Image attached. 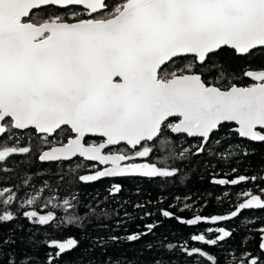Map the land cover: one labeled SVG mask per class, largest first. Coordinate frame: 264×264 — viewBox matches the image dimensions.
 <instances>
[{
	"label": "snow or ice",
	"instance_id": "1",
	"mask_svg": "<svg viewBox=\"0 0 264 264\" xmlns=\"http://www.w3.org/2000/svg\"><path fill=\"white\" fill-rule=\"evenodd\" d=\"M77 6L83 11L72 10ZM53 7L65 13L49 11ZM226 48L240 57L264 54V0H0V162L30 152L29 147L10 146L3 140L12 139L14 130H31L45 144L52 134L69 130L72 135L66 143L42 151L38 158L67 161L80 156L110 165L94 175L79 176L82 182L174 177L176 168L135 162L153 153L150 142L166 143L161 139L166 132L201 138L197 155L222 127L264 142V69L245 71L250 78L245 86L222 84L225 69L213 57ZM212 71L218 73L215 80L206 79ZM89 136L102 140L89 143ZM121 144L131 151L104 153ZM245 179L214 183L238 184ZM120 190L118 185L112 189ZM247 195L250 198L230 215L213 216L211 221L236 217L241 209H264V198ZM16 199L11 189H0V224L17 219L9 210ZM36 199L28 198L21 207L34 205ZM63 207L71 211L75 205L65 199ZM162 214L173 215L167 210ZM23 216L41 226L56 220L52 211H24ZM65 219L73 223L80 217ZM202 219L207 218L197 215L182 222L197 225ZM154 226L147 225L149 231ZM216 231L220 233L216 239L204 235L192 239L216 245L232 235L224 228ZM260 232L259 248L264 250V228ZM141 235L145 234L126 239L137 241ZM29 243L35 247L39 242L29 238ZM11 244L15 240L0 241ZM43 244L52 251L42 264H58L79 242L68 238ZM185 251L218 264L200 249ZM0 264L41 262L27 254L18 260L0 247ZM242 264H264V258L249 257Z\"/></svg>",
	"mask_w": 264,
	"mask_h": 264
},
{
	"label": "trees",
	"instance_id": "2",
	"mask_svg": "<svg viewBox=\"0 0 264 264\" xmlns=\"http://www.w3.org/2000/svg\"><path fill=\"white\" fill-rule=\"evenodd\" d=\"M49 11L60 12L54 8ZM213 60L225 69L222 84L230 81L245 86L250 83V78L244 76L245 71L264 69V54L237 57L231 50L224 49ZM217 74L212 71L205 78L215 80ZM35 138L32 131L13 139L3 138L10 146H16L19 141L23 147L30 148L29 153L7 158V171L0 163V189L9 188L17 197L9 208L17 219L0 224V241L11 239L15 244L0 247L18 260L27 254L42 264L46 253L52 251L43 241L68 238H75L79 244L63 254L58 264H153L157 259H162L164 264H212L207 256L199 253L189 256L185 248L200 249L216 258L218 264H242L249 257L264 258L259 249L260 229L264 228L263 210L246 209L238 217L211 221L212 231L208 235L209 224L204 221L196 226L182 223L181 218L188 220L191 216L184 213V217H180L177 209L183 197V201L198 206L202 217L225 216L235 210L243 193L260 194L259 190L264 187V143L241 141L227 127H222L211 137V153L207 147L200 156L183 164V171L188 174L184 185L179 184L177 176L164 180L151 178L149 182L131 179L122 182L121 190L115 194L104 182L80 181L78 177L83 170L78 164L63 163L54 168L40 164ZM172 147L174 144L169 145L164 155L168 164L178 168V154L170 150ZM240 176L246 179L239 184L209 183L210 178L211 181H231ZM31 197L37 198L35 204L21 207V203ZM65 199L75 205L71 211H65ZM31 210L39 214L52 211L56 220L44 226L34 224L23 216L24 211ZM165 210L173 215L163 216ZM69 215L80 219L68 223L65 218ZM150 224L155 225L151 231L147 227ZM219 228L232 235L216 245L192 239L195 235L216 239L220 235L216 231ZM137 233L145 235L137 241L126 239ZM114 236L119 239H111ZM29 238L39 243L33 247ZM169 244L174 247L169 249Z\"/></svg>",
	"mask_w": 264,
	"mask_h": 264
},
{
	"label": "flooded vegetation",
	"instance_id": "3",
	"mask_svg": "<svg viewBox=\"0 0 264 264\" xmlns=\"http://www.w3.org/2000/svg\"><path fill=\"white\" fill-rule=\"evenodd\" d=\"M53 8L60 11L61 13L60 12L59 13L61 15H63L65 13V10H63V9H59V8H55V7H53ZM72 10L78 11V12L83 11L80 7H76ZM69 18H71L70 12H69ZM232 127L234 128L235 126L232 125ZM28 131H31V130H27V131L14 130L16 137H18V136H20V135H22ZM33 133L36 136L35 141L37 144V149L40 150L39 155L41 154L42 151L48 150L54 146L55 147L61 146L62 144L66 143L69 136L72 135L70 133V131L67 129L65 131H58L57 133L48 137L49 143L45 144L42 142V137L40 135H37L35 132H33ZM232 133L235 134L234 132H232ZM235 135L239 139L238 135L237 134H235ZM86 139H87V142H89V143H92V142L99 143L102 140V138H98V137H87ZM161 139L165 140L166 143L161 144L159 140L156 141L155 144H152L150 142L148 146L153 147V153L147 158H137V160L135 162H137V163H144V162L157 163L158 166H161V167L166 166V167L174 168L170 164H168V161H167L168 159L164 155V153L166 152V149L169 147V145L171 146L172 144H174L175 147L170 148V150H174L178 154V156H177L178 157V168H176V169H178V172L175 176L178 177L177 181L179 182V184L184 185V183L188 180V176H187L188 174L183 171V164H185V162L188 161L190 158L193 159V158H196L202 154V153H200L198 155L196 154L197 147L201 143V138H199V137H188L187 135H173L171 132H166L165 136L162 137ZM239 140H241V139H239ZM241 141H245V140H241ZM245 142H247V141H245ZM210 144H211V140L209 141L208 145L205 146V148L208 147V151L211 153V145ZM15 145L18 147H23L19 141H16ZM120 150L131 151V148L128 147L127 145L121 144V145H118L115 147H109L108 149H105L104 153L108 154L109 152H115V151H120ZM0 163H1V165H3L2 166L3 170L7 171L8 170L7 163L5 161L0 162ZM63 163H65V164H78L80 169L83 170V172L80 174V176L81 175H93L96 171H101L106 167H110L109 165L102 167L98 163L86 162L80 158H75L69 162L48 163V164H43V165H48L51 168H54L55 166L63 164ZM40 164H42V163H40ZM162 178L164 180V179H167L169 177H162ZM171 178H173V177H170V179ZM131 179L132 180L138 179V181H141V182H149L151 180V178H148V177L136 176L135 178L105 179V180L98 181L96 183L104 182V183L108 184L111 187L110 189L112 190L114 188V186H117V185L121 188L122 182H124L126 180H131ZM209 183H210V185H211V183L215 184L214 180L211 181V178L209 180ZM225 185L226 184H223L221 186H225ZM231 185H234V184H231ZM259 193L260 194H256V195H260L262 198H264V187H263V189L259 190ZM115 194H117V193H115ZM249 198L250 197L247 195V192L243 193L240 200L238 199L239 201L237 202V204L235 206V210L237 209V207L240 203L245 202ZM177 209H178V214L180 215V217L181 216L184 217V213H188V215L191 216L190 219H193L197 215L201 216L200 211L198 210V206L194 202L183 201V197L179 199V202L177 204ZM245 210L246 209H241L239 214L236 217L240 216ZM255 210H260V211L263 210L264 211V209H255ZM230 214L231 213H229L227 215H230ZM203 218H205V217H203ZM182 221H185V220L183 218H181V222ZM203 221H204V223H207L210 225V227H208V229L206 230V234L211 235V231H209V229H211V216H209L207 219H202L197 225L201 224ZM194 226H196V225H194Z\"/></svg>",
	"mask_w": 264,
	"mask_h": 264
},
{
	"label": "water",
	"instance_id": "4",
	"mask_svg": "<svg viewBox=\"0 0 264 264\" xmlns=\"http://www.w3.org/2000/svg\"><path fill=\"white\" fill-rule=\"evenodd\" d=\"M77 7H79V6H77ZM56 8V7H55ZM227 49V48H226ZM228 50H230V49H228ZM232 51V50H231ZM237 57H240V56H237ZM235 126V125H234ZM18 131H27V130H18ZM173 135H186V134H176V133H172ZM53 135V134H52ZM51 135V136H52ZM50 137V136H49ZM89 137H94V136H89ZM239 137V136H238ZM98 138H100V137H98ZM239 139H241V140H245V141H247V142H250V143H253V144H261V143H263V142H256V141H250V140H248L247 138H243V137H239ZM56 147H59V146H56ZM109 147H115V146H109ZM128 147H130V146H128ZM49 150V149H48ZM75 158H80V159H83L84 161H86V162H93V163H98L99 165H101L102 167H105V166H107V165H102V164H100L98 161H89V160H87L86 158H84V157H80V156H76V157H73L72 159H70V160H59V161H40L39 160V158H38V161L40 162V163H42V164H48V163H58V162H69V161H71V160H73V159H75ZM110 166V165H109ZM102 171V170H101ZM95 174V173H94ZM93 174V175H94ZM136 176H126V177H104V178H101L100 180H98V181H101V180H105V179H123V178H135ZM98 181H92V182H85V183H89V184H91V183H96V182H98ZM262 235V234H261ZM261 235H260V242H261ZM260 242H259V244H260ZM260 249V248H259ZM260 251L264 254V250H261L260 249Z\"/></svg>",
	"mask_w": 264,
	"mask_h": 264
}]
</instances>
